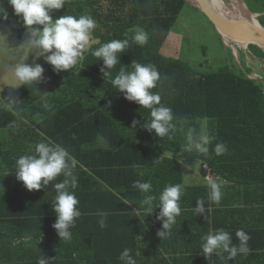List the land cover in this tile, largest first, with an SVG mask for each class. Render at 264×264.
<instances>
[{
	"label": "trees",
	"instance_id": "16d2710c",
	"mask_svg": "<svg viewBox=\"0 0 264 264\" xmlns=\"http://www.w3.org/2000/svg\"><path fill=\"white\" fill-rule=\"evenodd\" d=\"M256 1L264 7V0ZM186 3V0H65L53 19L60 15H91L97 22L92 33L97 43L85 52L77 71L57 73L46 65L40 81L23 85L5 102L0 101V128L24 126L21 118L24 117L47 134L49 129H55L59 134H52L53 140L78 161L74 170L78 183L73 191L79 200L81 216L71 229V240H61L52 227L57 217L52 211L55 189L51 183L36 197L43 213L28 214L40 218L36 221L37 230L18 234L19 239L41 238L42 258L50 264H122L118 258L125 248L132 250L137 264H153L146 255L156 254L157 250L152 246L149 250L145 244L148 229L154 230L149 222L152 215L137 211L144 194L132 185L136 180H150L152 194L158 197L166 185L182 184L180 206L194 209L197 199L207 198V191L184 184L180 158L191 165L204 160L229 181L263 187V86L230 68L202 74L186 62L161 53ZM259 19L264 27V18ZM137 28L149 35L143 46L131 43ZM12 30L18 38L26 40L19 30ZM126 38L130 39V47L119 55V64L111 70L112 77L121 67L130 71L133 61L156 66L161 80L152 91L160 93L162 103L174 115L175 130L169 136L159 138L143 127L150 120V110L117 93L111 79L100 71L103 61L92 55L102 44ZM250 48L264 58L257 45ZM10 101L15 102V110L4 106ZM133 120L138 121L135 128ZM189 128L212 138L207 154L186 150ZM65 133L73 138L68 145L61 140ZM217 143L227 146L225 154L216 155ZM0 171L15 175L16 168L0 166ZM63 179L58 177L57 182ZM155 203L158 205V199ZM153 210L160 211L158 206ZM100 213H107L103 228L98 223ZM141 238L144 242L138 240ZM8 264H37V261Z\"/></svg>",
	"mask_w": 264,
	"mask_h": 264
},
{
	"label": "clouds",
	"instance_id": "9594fccd",
	"mask_svg": "<svg viewBox=\"0 0 264 264\" xmlns=\"http://www.w3.org/2000/svg\"><path fill=\"white\" fill-rule=\"evenodd\" d=\"M7 2L13 8L14 15L28 30L27 44L38 50V56L51 53L46 55L45 59L57 73L75 67L84 57L85 52L89 51L90 45L97 43L92 38L97 22L91 15H60L53 19L54 12L64 7L65 0H7ZM0 18L7 20L2 0H0ZM148 40V33L140 28L135 29L131 37V43L140 46L147 44ZM129 47L130 39H113L95 48L92 55L103 61L104 67L100 71L104 77L111 79V85L117 93H122L124 99L135 102L140 108L150 110V120L143 127L149 132H154L159 138L169 136L175 130L174 115L172 109L162 103L160 93L152 91L157 88L161 80L156 66L133 61L130 71L121 67L118 74L112 77L111 70L119 64V55ZM105 68L109 71L106 72ZM12 72L18 85H29L42 79L44 68L38 63L28 64L21 61L15 64ZM14 105V101L4 104L9 110H15ZM137 124L138 121L133 120L132 127L135 128ZM98 139L102 138L98 137ZM211 140L209 135L189 128L186 132V150L207 154ZM214 151L216 155H223L227 152V146L217 143ZM77 164L78 161L64 146L52 141L36 143L34 154L21 155L15 161V178L22 182L28 191H40L50 183L54 187L52 211L57 219L52 227L64 241L71 240L73 235L71 229L75 227V221L81 216L78 208L79 200L73 191L78 183L74 174ZM61 176L64 179L57 182L58 177ZM205 182L209 189L208 201L218 205L223 198L222 188L225 182L211 175L205 176ZM132 186L144 194L137 211L142 210L145 214H151L154 206L159 207L157 219L162 221V229L166 231H160L157 235L166 238V235L171 234L176 218L181 214L180 200L184 194V186L179 183L168 184L160 191L158 197L152 194L153 185L150 180L147 182L136 180ZM157 199L158 205L155 203ZM124 203L131 204L129 201ZM205 212V199H197V207L193 210V214ZM99 215L101 219L98 223L103 228L107 213ZM205 219L210 222L208 215H205ZM235 239L238 243H234L233 235L223 228L209 231L202 237L203 256L205 259H210L213 254L219 256L227 253L226 257H222L224 264L235 260L238 255L247 256L251 252L248 244L251 239L249 234L239 229L235 232ZM118 259L122 264H137L129 248H125ZM37 264H50V261L39 258Z\"/></svg>",
	"mask_w": 264,
	"mask_h": 264
},
{
	"label": "crops",
	"instance_id": "0c3cea01",
	"mask_svg": "<svg viewBox=\"0 0 264 264\" xmlns=\"http://www.w3.org/2000/svg\"><path fill=\"white\" fill-rule=\"evenodd\" d=\"M246 8L252 13L249 7ZM46 65L50 64L43 66ZM80 65L81 60L67 71H76ZM21 86L23 85L17 90ZM17 90L3 92L0 101L5 102ZM21 118L25 122L24 126L0 128V166H15V161L21 155L34 154V146L38 142L57 143L52 136L59 134L57 130L49 129L50 134H47L29 119ZM61 140L66 145L73 142L68 133ZM202 161L204 160H196L191 165L180 158L184 184L189 187H203L207 191V198L201 197L207 202L206 212L194 215L193 210L196 207H181V214L176 218L171 234L161 238L157 233L166 230L162 229V221L157 219L159 210H153L149 222L154 230L148 229L149 239L145 244L150 247L149 250L152 246L157 252L148 253L147 261L153 264H224L222 257H226L227 253L219 256L213 254L210 259H205L201 251L202 237L209 231L223 228L233 235L234 243H238L235 232L239 229H243L251 237L248 242L251 252L247 256L238 255L227 264H264V185L257 187L253 184L235 183L219 174L225 182L222 188L223 198L218 205L211 203L208 201L209 189L203 177ZM39 195L40 191H28L22 182L16 180L15 175L0 171V264L38 261L42 258L41 238H18V234L22 232L31 233L37 230L36 221L40 218L28 214L43 213V207L36 204V197ZM205 215L209 216L210 222L205 219ZM116 221L120 222L119 219ZM138 240L144 242V238Z\"/></svg>",
	"mask_w": 264,
	"mask_h": 264
},
{
	"label": "rangeland",
	"instance_id": "374dc122",
	"mask_svg": "<svg viewBox=\"0 0 264 264\" xmlns=\"http://www.w3.org/2000/svg\"><path fill=\"white\" fill-rule=\"evenodd\" d=\"M186 1L188 3L179 14L161 53L166 57L186 62L202 74L218 72L225 68H230L237 74L241 73L232 50L225 44L214 23L189 0ZM244 2L252 13L257 15L256 18L260 22L259 18H264L262 3L256 0H244ZM2 3L7 20L0 18V97L3 96V92H13L20 86L16 83L12 72L15 64L23 61L43 66L48 64L46 55L51 54L38 56V50L27 44V28L14 15V10L7 0H2ZM12 29L19 30L26 40L18 38ZM258 47L264 52L260 46ZM238 50L243 69L253 78L264 80V58L254 54L250 46L240 45ZM262 86L264 88V85Z\"/></svg>",
	"mask_w": 264,
	"mask_h": 264
},
{
	"label": "water",
	"instance_id": "95a60500",
	"mask_svg": "<svg viewBox=\"0 0 264 264\" xmlns=\"http://www.w3.org/2000/svg\"><path fill=\"white\" fill-rule=\"evenodd\" d=\"M201 7L200 9L215 25L217 31L221 35L225 44L232 50L235 59L238 62L241 73L245 76L246 79L253 81L257 85H264V80H258L253 78L248 71L243 69V66L240 62V54L238 47L250 46V45H263L264 46V27L260 24L257 19L258 26L251 27L254 30L253 33H247L242 29V26L238 25L236 27L232 24L231 21L225 18L219 8L216 6L213 0H199ZM245 3V2H244ZM194 6V5H193ZM256 15V14H255ZM257 17V15H256ZM239 23V22H238ZM241 24V23H239ZM242 25V24H241Z\"/></svg>",
	"mask_w": 264,
	"mask_h": 264
},
{
	"label": "bare ground",
	"instance_id": "6f19581e",
	"mask_svg": "<svg viewBox=\"0 0 264 264\" xmlns=\"http://www.w3.org/2000/svg\"><path fill=\"white\" fill-rule=\"evenodd\" d=\"M194 6L201 7L199 0H189ZM226 19L236 27L242 26L243 31L253 33L251 27L258 26L256 15L249 12L243 0H213ZM232 5V6H231ZM241 24H239V23ZM240 28V27H239ZM264 50L263 45H258Z\"/></svg>",
	"mask_w": 264,
	"mask_h": 264
},
{
	"label": "built area",
	"instance_id": "2783aa9c",
	"mask_svg": "<svg viewBox=\"0 0 264 264\" xmlns=\"http://www.w3.org/2000/svg\"><path fill=\"white\" fill-rule=\"evenodd\" d=\"M202 170H203L204 180H205V176H207V175H211L214 178L222 179L221 176L219 174L215 173V171L212 169V167L205 161H202Z\"/></svg>",
	"mask_w": 264,
	"mask_h": 264
}]
</instances>
